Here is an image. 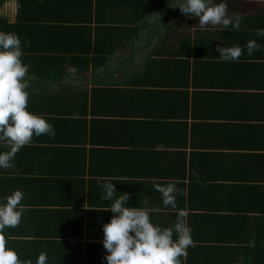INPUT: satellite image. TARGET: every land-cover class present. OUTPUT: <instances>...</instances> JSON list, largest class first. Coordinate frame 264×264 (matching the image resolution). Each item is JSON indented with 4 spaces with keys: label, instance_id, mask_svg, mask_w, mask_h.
Masks as SVG:
<instances>
[{
    "label": "crops",
    "instance_id": "obj_1",
    "mask_svg": "<svg viewBox=\"0 0 264 264\" xmlns=\"http://www.w3.org/2000/svg\"><path fill=\"white\" fill-rule=\"evenodd\" d=\"M167 1L154 17L173 11L179 15V9L173 7L180 0ZM8 2L0 9V16L14 23L17 2L14 0V8ZM263 7L264 0H234L228 12L243 19ZM186 20L192 21L181 19L180 27L166 33L165 41L162 37L150 39L145 29L138 28L133 41L117 49L114 41L97 35L93 24L90 36H76L80 47L76 39L66 41L76 54H72V61H65L64 74L56 80L41 82L32 72L36 66L32 63L48 67L50 61L23 59L31 64L26 75L30 85L27 110L44 118L56 134L34 137L17 154L14 168L0 170V199L15 190L25 193L22 221L9 229L10 238L23 239L19 237L36 229L64 235L65 227H71L78 238L53 241L80 242L88 251L90 264H106L102 226L112 214L103 211L110 202L102 200L98 185L115 183L117 197L120 193L130 196L126 206L150 208L152 222L168 227L176 219V210L162 204L156 186L172 183L187 190L186 196L177 193V207L188 212L195 242L191 247L195 251L188 249L183 264H264V110L260 108L264 101H255L257 94L264 95V88H260L264 87V58L201 60L208 64L200 70L213 76L202 84L213 87L196 90L201 97L195 106L198 118L194 128L190 119L187 128L167 122L160 133L131 124L129 114L137 112L131 110L132 101H137V113L145 111L141 91L169 89L178 75L175 58L166 56L169 62L163 70L156 66L154 75L160 88L145 86L150 80L142 77L146 56L155 47L177 49L180 35L181 39H196L195 20ZM207 33L219 40L224 30L221 27ZM42 43L37 40L34 46L42 48ZM26 46L33 44L29 41ZM75 48L90 50L87 57L94 63L85 69L88 63ZM257 55L262 56L255 52ZM41 58L44 56L38 55V60ZM179 128L184 134H179ZM7 150L0 144V151ZM64 213L70 214V221ZM212 216L224 218L226 223L218 221L216 228L210 224Z\"/></svg>",
    "mask_w": 264,
    "mask_h": 264
},
{
    "label": "trees",
    "instance_id": "obj_2",
    "mask_svg": "<svg viewBox=\"0 0 264 264\" xmlns=\"http://www.w3.org/2000/svg\"><path fill=\"white\" fill-rule=\"evenodd\" d=\"M8 1L0 0V8ZM16 2L18 7L15 22L9 23L5 17L0 16V32L16 33L22 42L27 43L30 41L33 44V46L29 47L26 45L22 46L24 51L22 61L26 58L38 62L50 61L48 67L32 63L33 66H37L32 69V72L41 82L62 77L66 68L64 67L63 69V64L65 61H72V54H76L75 51L70 49V46L66 45V41L74 39L78 41L76 36L80 39L83 34L90 36L93 24L96 27L97 35L100 37V34H103L111 39L110 41H114L115 49H117L132 42L139 30L138 28L145 29L148 34L147 37L150 39L162 37L163 41H165L166 33H170L171 29L180 27L181 19H184L182 21L184 23L185 21H192L186 20L179 10V15L173 11L171 15L166 12L162 17H154L169 3L167 0H16ZM241 20L246 25L245 30L239 32L226 30L222 35L220 33L219 40L215 39L216 35L210 37L207 31L197 30L198 35L195 36L196 39L194 41L191 37L181 39L180 35L177 49L163 48L159 50L155 47L154 50L148 52L145 60L147 64L142 77L150 80V82L144 83L145 86L149 88L161 87V84L157 83L159 81L158 78L154 77V75L157 72L156 66L160 65L162 67V69L159 68L160 71L169 62V60L165 59L166 56L175 58L173 61L177 63L175 72L178 75L169 85V89L141 91L142 95H144V106L142 108L145 111L143 113H137L139 111L137 101L131 102V110L137 111L129 114L132 118V126L145 125L148 129H156L152 131L153 133H160L161 127L168 125L167 122H170L169 125L177 124L187 128L188 120L190 119L192 121L190 125H193L194 128L198 118L195 113V106L196 103H200L197 100L201 97V93H197L196 90L211 89L213 87L211 84H202V80H212L213 76L202 72L208 63L204 64L200 61L205 58L220 60L216 49L221 44L223 47H231L234 44L245 47L249 40H256L261 45V50L257 51V53L262 56H254V54L248 56L245 51L242 58L249 60L264 58V36L258 34V30L264 29V7L256 15ZM167 22L169 23L168 25H166ZM194 22L196 26L198 20ZM29 35H33V37H27ZM37 40H43L42 48L34 46ZM77 46L80 47V42ZM76 51L84 56L81 60H85L88 63L85 69L94 63L93 59L90 60L87 57L91 53L90 50L81 51L76 49ZM113 52L114 50L110 51L106 59H109ZM38 55L44 56V58L38 60ZM192 59L193 61L190 63ZM23 63L27 64L26 62ZM260 88L264 87L261 86ZM103 92L114 93V91L107 90ZM250 97L255 96L251 95ZM256 97H258L255 100L257 103L260 102V99L264 101L263 94L259 93ZM260 108L264 110V105H260ZM143 119L145 121H141ZM179 129V134H184V130L182 128ZM64 215L67 221H70V214L64 213ZM216 219L219 218L212 216L210 223L216 228L218 227V221L226 223L224 218ZM212 221L217 222L212 223ZM65 232L64 235L61 233H41L36 229L25 233L27 237L20 236L19 238L23 239H16L14 238L15 236L10 238L12 233L7 229V247L15 250L21 260L28 257L27 259H31L33 264H35L37 257L42 251L47 252L49 264H90V258L86 256L88 251L87 249L85 251L82 243L76 241H70V243L67 241H53L54 239L52 238L68 239L79 237L75 229L71 227H65ZM190 250L195 251L194 248Z\"/></svg>",
    "mask_w": 264,
    "mask_h": 264
},
{
    "label": "clouds",
    "instance_id": "obj_3",
    "mask_svg": "<svg viewBox=\"0 0 264 264\" xmlns=\"http://www.w3.org/2000/svg\"><path fill=\"white\" fill-rule=\"evenodd\" d=\"M234 0H180L173 8H178L186 18L198 20L194 27L198 31L239 32L246 29L236 14L228 12ZM264 36V29L258 30ZM21 38L16 33L0 32V144L7 151H0V170L14 168L17 154L33 142L34 137L55 136L54 127L44 118L29 112V82L26 75L30 65L23 63L24 51ZM261 50L256 40H249L244 48L240 45L217 47L220 60L235 62ZM204 59V58H203ZM115 183L98 185L102 200L109 203L105 208L111 212V219L102 226L103 249L106 264H183L188 258V249L195 246L193 228L188 223V212L178 209L177 193L187 195V190H179L175 184L156 186L161 194L162 204L176 210V219L171 226L160 227L151 220V209L126 206L130 200L128 193L117 197ZM25 193L15 190L0 199V264H33L31 259L21 260L18 253L7 247L6 230L20 225L25 210L22 203ZM147 204V201H144ZM35 264H49L48 254L42 251Z\"/></svg>",
    "mask_w": 264,
    "mask_h": 264
},
{
    "label": "rangeland",
    "instance_id": "obj_4",
    "mask_svg": "<svg viewBox=\"0 0 264 264\" xmlns=\"http://www.w3.org/2000/svg\"><path fill=\"white\" fill-rule=\"evenodd\" d=\"M10 2H12L13 4L10 3ZM8 4H9V5L12 4V5H13V8H14V0H9ZM4 7H5V5H3L1 8H4ZM1 8H0V9H1ZM9 10H10V9H9ZM10 11H11V10H10ZM10 11H8V12H9V13H12V12H13V11H11V12H10ZM2 12H3V11L0 10V15H3Z\"/></svg>",
    "mask_w": 264,
    "mask_h": 264
}]
</instances>
